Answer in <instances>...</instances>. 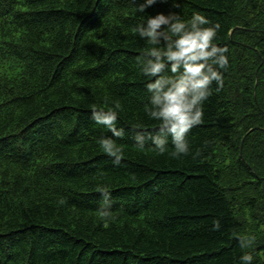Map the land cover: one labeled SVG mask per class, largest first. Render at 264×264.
I'll return each mask as SVG.
<instances>
[{
    "label": "trees",
    "instance_id": "1",
    "mask_svg": "<svg viewBox=\"0 0 264 264\" xmlns=\"http://www.w3.org/2000/svg\"><path fill=\"white\" fill-rule=\"evenodd\" d=\"M143 0H0V264H239L256 236L264 264V0H158L148 13L199 12L229 48L224 86L205 103L190 153L135 146L146 42ZM174 4H178L176 7ZM121 105V164L91 106ZM111 185L114 221L96 185ZM221 220L220 231L213 221Z\"/></svg>",
    "mask_w": 264,
    "mask_h": 264
},
{
    "label": "clouds",
    "instance_id": "2",
    "mask_svg": "<svg viewBox=\"0 0 264 264\" xmlns=\"http://www.w3.org/2000/svg\"><path fill=\"white\" fill-rule=\"evenodd\" d=\"M157 2L143 0L135 12L148 13ZM220 27L199 12L186 20L178 12L169 11L148 13L132 29L147 45L136 64L149 94L144 113L149 121L155 122L154 126L144 122L128 126L137 148L144 149L151 141L152 150L160 155L168 152L169 144L174 158L190 153L188 135L203 122L205 103L213 95V85L217 91L223 88L224 73L230 67L229 48L217 43ZM120 113L118 102L107 107L91 106L94 124L110 133L99 139V148L115 166L123 160L124 149L119 142L126 136L125 127L120 125ZM96 191L101 196L99 213L107 226L116 219L112 213L111 185L98 184ZM220 229L221 220H214L213 230ZM238 242L242 252L239 264H253L256 257L244 250H255L256 236L245 234L238 237Z\"/></svg>",
    "mask_w": 264,
    "mask_h": 264
}]
</instances>
